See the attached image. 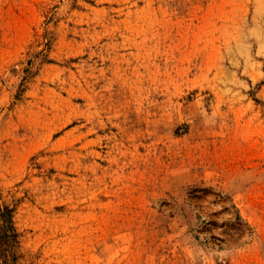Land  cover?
Returning <instances> with one entry per match:
<instances>
[{
  "label": "rangeland",
  "instance_id": "374dc122",
  "mask_svg": "<svg viewBox=\"0 0 264 264\" xmlns=\"http://www.w3.org/2000/svg\"><path fill=\"white\" fill-rule=\"evenodd\" d=\"M0 191L10 264H264V0H0Z\"/></svg>",
  "mask_w": 264,
  "mask_h": 264
},
{
  "label": "trees",
  "instance_id": "16d2710c",
  "mask_svg": "<svg viewBox=\"0 0 264 264\" xmlns=\"http://www.w3.org/2000/svg\"><path fill=\"white\" fill-rule=\"evenodd\" d=\"M1 200L0 191V258L3 264H10L17 258L15 249L18 246V234L13 223L14 208H10Z\"/></svg>",
  "mask_w": 264,
  "mask_h": 264
}]
</instances>
